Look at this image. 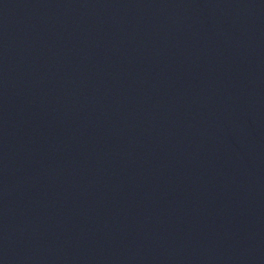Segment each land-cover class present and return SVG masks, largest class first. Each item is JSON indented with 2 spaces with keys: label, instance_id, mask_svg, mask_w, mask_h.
<instances>
[{
  "label": "water",
  "instance_id": "95a60500",
  "mask_svg": "<svg viewBox=\"0 0 264 264\" xmlns=\"http://www.w3.org/2000/svg\"><path fill=\"white\" fill-rule=\"evenodd\" d=\"M0 264H264V0H0Z\"/></svg>",
  "mask_w": 264,
  "mask_h": 264
}]
</instances>
